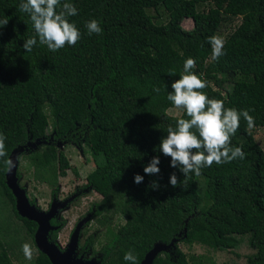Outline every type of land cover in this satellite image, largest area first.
I'll return each mask as SVG.
<instances>
[{"label": "trees", "instance_id": "16d2710c", "mask_svg": "<svg viewBox=\"0 0 264 264\" xmlns=\"http://www.w3.org/2000/svg\"><path fill=\"white\" fill-rule=\"evenodd\" d=\"M21 2L0 0V18L9 19L0 28V133L8 153L0 158V212L10 209L0 214V264H15L12 243L17 236L10 231L16 226L10 214L21 221L36 248L31 264H51L35 245L36 221L16 210L4 161L11 154L17 161L25 155L33 178L51 186L54 194L58 176L68 168L56 139L84 143L92 156L83 193L94 190L100 199L81 218L84 224L93 219L104 226L108 236L102 242L86 239L80 254L98 251L96 264H130L124 260L130 250L141 264L154 243L172 239L151 264H188L179 242L231 249L238 245L234 233L246 232L253 249L246 263L264 264V152L247 122L241 118L231 137L245 159L214 162L201 170L210 200L202 210L197 176L189 174L186 184L173 188V172L185 178L159 149L167 136L160 117L173 106L167 95L189 57L196 61L192 71L208 82L201 91L223 100L225 108L249 110L254 125H264V0H62L78 10L69 21L81 39L56 52L38 38L31 52L23 49L36 33L29 15L19 10ZM158 7L166 13L164 22L146 10ZM186 17L192 21L189 28L182 26ZM237 18L223 37L225 54L213 60L208 38ZM92 19L100 22L102 33L88 34L86 23ZM180 118L189 119L182 108ZM157 156L160 173L145 174L144 167ZM136 174L144 176L142 183L134 182ZM154 181L158 189L151 187ZM53 217L50 240L64 224ZM119 217L123 220L114 226L112 220ZM210 264L221 263L211 259Z\"/></svg>", "mask_w": 264, "mask_h": 264}, {"label": "clouds", "instance_id": "9594fccd", "mask_svg": "<svg viewBox=\"0 0 264 264\" xmlns=\"http://www.w3.org/2000/svg\"><path fill=\"white\" fill-rule=\"evenodd\" d=\"M21 12L27 13L32 22L35 36L24 41L22 47L26 52H31L33 47L39 44L46 45L48 50L56 52L66 45L74 46L81 39V32L77 26L69 21V17L78 14V10L71 2L62 0H22L19 5ZM9 19L0 18V28L7 26ZM88 34H100L103 29L100 22L92 19L86 23ZM211 45L212 59L218 60L224 55L225 41L218 35L208 38ZM196 61L187 58L183 65V74L171 83L172 91L168 93L167 99L180 109L182 108L189 119L180 118L175 127L169 126L167 136L161 139L159 149L166 156L171 157L170 166L179 168L185 178L178 179L175 172L170 175L169 183L173 188L186 184L189 174L199 176L202 169L216 164L230 163L236 159H245L246 154L241 147L231 144V137L235 135L243 118L249 128L254 126V117L249 110H237L236 108H225L224 101L210 99L202 89L208 86L194 71ZM156 93L159 88L153 89ZM6 137L0 133V158L8 155L5 144ZM8 170L14 167V162L9 158L4 161ZM159 157H153L144 167L147 175L160 173ZM144 176L136 174L134 182L142 183ZM151 187L158 189L157 182ZM25 258H33L32 246L28 243L22 245ZM124 260L130 264H137L136 257L130 250L125 253Z\"/></svg>", "mask_w": 264, "mask_h": 264}, {"label": "rangeland", "instance_id": "374dc122", "mask_svg": "<svg viewBox=\"0 0 264 264\" xmlns=\"http://www.w3.org/2000/svg\"><path fill=\"white\" fill-rule=\"evenodd\" d=\"M146 10L149 14L154 15V18L157 20L164 22L167 19L166 13L161 7H158L157 10L153 8H147ZM239 20V18L234 20L230 26L221 29L217 35L223 38L226 32L233 28ZM191 24L192 21L188 17L182 20V26L185 28L191 27ZM180 111L181 108L178 109L174 105L168 107L160 117L161 124L166 129H168L169 126L175 127ZM250 129L253 132L254 139L261 146L264 152V125H254ZM59 147L63 150L68 160V168L63 175L58 176V184L56 187L57 197L60 198L61 202L65 200L64 196L71 192L76 185L83 184L85 182V175L92 169L94 163L92 161L89 148L84 143L80 146L71 145L69 143H61ZM17 170L20 172L18 183L25 189L28 200L30 201V199H32L33 202L37 204L38 208L47 210L48 203L50 206L52 201L51 186L33 178L32 166L29 164L25 155L20 156L17 163ZM201 178L202 176H197V181L199 182L198 191L202 198L199 209H201L205 204L210 203V200L207 201L204 195V184ZM99 199V193L94 190H87L71 202L68 201V204L64 207H59L57 209L56 214L59 213L61 218L64 220L63 226L57 231V241L62 248H65L67 245L77 221L81 219L87 206L92 201H97ZM9 212L10 209L6 207L3 209V212H0V214H9ZM10 217L16 226V230L10 231V233L17 236V243H12V260L15 264H31L33 258L31 260L25 258L22 245L28 243L32 246L33 257L36 254V248L31 242V238L24 232L23 226L20 225L21 221L12 214H10ZM122 220L123 219L121 217L116 218L112 220V224L115 226ZM107 234L108 233L105 231L104 226L98 225L93 219L87 224L82 223L79 228L77 249L80 248L86 239H94L97 237L96 242H102L106 239ZM234 234L238 240V245L231 249L212 248L200 243L179 242L178 245L184 251L188 264H210L211 259L221 264H247L246 255L253 251L248 244L249 233ZM95 245L97 246V243Z\"/></svg>", "mask_w": 264, "mask_h": 264}, {"label": "water", "instance_id": "95a60500", "mask_svg": "<svg viewBox=\"0 0 264 264\" xmlns=\"http://www.w3.org/2000/svg\"><path fill=\"white\" fill-rule=\"evenodd\" d=\"M59 145H61L60 141L57 142V146ZM10 159L14 162V167H12L11 171H9L8 168L5 171V182L15 198L17 212L21 216L34 220L37 223L34 232L36 247L47 255L51 264H96L100 253L90 257L78 254L77 244L79 228L81 224L84 223L85 218H81L77 221L65 248L61 247L57 239H48V231L53 228L49 219L56 214L59 207L62 208L66 205L68 199L56 202L53 198L47 210L38 208L36 203L28 200L25 189L18 183L17 158L11 154ZM173 240L175 239H172L169 243H154L153 247L146 253L144 259L141 261V264H151L155 254L161 249H166Z\"/></svg>", "mask_w": 264, "mask_h": 264}, {"label": "flooded vegetation", "instance_id": "af4514ba", "mask_svg": "<svg viewBox=\"0 0 264 264\" xmlns=\"http://www.w3.org/2000/svg\"><path fill=\"white\" fill-rule=\"evenodd\" d=\"M53 137H54V136H53L52 134H50V139L53 138ZM58 141H59V139H56V143H57ZM63 143H64V142H63ZM69 144H71V145H75V146H76V145H77V146H80L82 143L78 144V143L69 142ZM57 184H58V183H57ZM84 190H85V188H84L83 184H78V185H76V186L74 187V189H73L71 192L67 193V195L64 196V199H68L69 197H72V198H70V200L68 199V201L71 202V201L74 200L76 197L81 196ZM53 198L55 199L56 202H60V198L57 197V192H56V190H55V193H54V194L51 193V199H53ZM68 201H67L66 205L68 204ZM88 206H89V205H88ZM88 206H87L85 212L87 211ZM47 208H49V203H48ZM85 212H84V213H85ZM84 213H83V214H84ZM82 216H83V215H82ZM60 219H62V218H61V216H60L59 213L55 214L54 217H53V220H54L55 222L58 221V220H60ZM56 239H57V237H56ZM97 253H99V252H98V251L93 252L91 249H89L88 251L85 252L84 256H88V257H89V256L95 255V254H97ZM78 254H80V248L78 249Z\"/></svg>", "mask_w": 264, "mask_h": 264}]
</instances>
